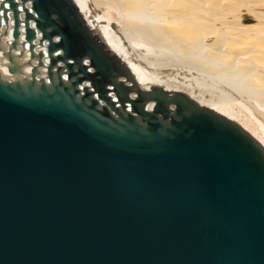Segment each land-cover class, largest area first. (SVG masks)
<instances>
[{"label":"water","instance_id":"1","mask_svg":"<svg viewBox=\"0 0 264 264\" xmlns=\"http://www.w3.org/2000/svg\"><path fill=\"white\" fill-rule=\"evenodd\" d=\"M10 13V72L38 62L0 74V264H264V145L248 129L144 90L75 0H0V27Z\"/></svg>","mask_w":264,"mask_h":264},{"label":"bare ground","instance_id":"2","mask_svg":"<svg viewBox=\"0 0 264 264\" xmlns=\"http://www.w3.org/2000/svg\"><path fill=\"white\" fill-rule=\"evenodd\" d=\"M75 1L96 30L97 25L90 22L88 7H94L101 14L113 10L119 15L118 26L122 36L130 41L129 46H122L112 38L115 31L112 30L111 37L105 33L107 30L103 32L110 47L122 56L144 90L161 86L169 91H183L234 120L238 119L232 104L238 103L264 128V3L246 0ZM244 19L248 25L242 26ZM31 24L33 26L34 22ZM13 25L10 13L8 26L2 21L0 27V74L11 79L30 76L38 62L33 59L32 64L22 65L20 74L10 72L11 61L4 52L9 50L14 40ZM5 30H8L7 34ZM21 30L20 42L26 40L23 25ZM34 42L38 43V38ZM46 44H37L35 50L46 51ZM142 46L149 53L154 51L175 57L185 66L183 68L179 64L175 67L174 63H171L172 68L151 65L147 55L141 51ZM27 47V42L26 47L19 43L13 50L20 64L30 58ZM22 50L24 54L20 57ZM44 61L41 75L47 72L49 58L44 57ZM131 95L137 94L132 92ZM154 105L155 101H151L147 107L152 109Z\"/></svg>","mask_w":264,"mask_h":264},{"label":"rangeland","instance_id":"3","mask_svg":"<svg viewBox=\"0 0 264 264\" xmlns=\"http://www.w3.org/2000/svg\"><path fill=\"white\" fill-rule=\"evenodd\" d=\"M246 1H248L249 3H259V4H263L264 3V0H246ZM93 8L94 7H91V6L87 8V10H88V12L90 14L89 17L91 16L90 17V22L94 23V25L96 24L97 27H98L97 29L100 32H102L104 34V36L106 34L110 35L112 30H113V32L115 31L114 34L113 33L111 34V35H113L112 38H114V40L117 43L119 41L120 45H122V46H129V42L130 41H127V39L122 36V33L120 31L121 28L118 26V22L120 21L119 15H117L113 10H109L108 12H106L104 14H101L95 8H94L95 10H93ZM90 11H91V13H90ZM108 14H110V15H108ZM101 18H103V20ZM245 21H246V19H244L241 22L242 26L243 25L244 26L248 25V24H245ZM108 22H109V25H108ZM106 26H108L111 30H109L108 27L106 28ZM116 27H117V29H116ZM104 29L107 30V32ZM117 30H118V32H117ZM103 31H105L106 34ZM111 35H110V37H111ZM117 36H118L119 39L117 38ZM134 44H136V43H134ZM140 48H142V50H141L142 53L144 55H147L148 61L151 63V65H154V66H158L159 65L161 67H170V68H172L171 63H174L175 67L178 66L179 64H180L179 65L180 67L182 66L184 68V66H185V65L181 64V62H183V61L178 60L175 57L171 58V56L168 55V54H163L162 55V54L154 52V51L151 52L150 50H149L150 51V53H149L148 50H146L147 49L146 47L142 46ZM137 49L139 50V48H137ZM130 57L135 59V57L133 55H130ZM174 64H173V67H174ZM165 69L167 71H170L167 68H165ZM185 69H188V68H185ZM193 71H195V69H193ZM147 72L148 73H153L151 71H147ZM200 78H201V80L204 79L202 77H200ZM232 109H233L234 115L237 116V118L236 117L235 118L239 120L240 124L242 123V125H244V127L246 129H248L255 137L257 136L256 138L264 145V140H262V139H264V130H263L264 128H261L263 126L261 125L259 120L257 121L255 118H253V116H251V113L247 109H245L243 106L238 104V103H233L232 104ZM238 120H236V121L238 122Z\"/></svg>","mask_w":264,"mask_h":264}]
</instances>
